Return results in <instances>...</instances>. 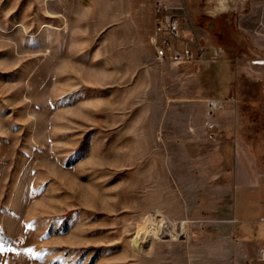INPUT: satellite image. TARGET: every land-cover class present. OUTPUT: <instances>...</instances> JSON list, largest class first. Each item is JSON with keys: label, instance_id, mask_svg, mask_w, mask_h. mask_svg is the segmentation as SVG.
<instances>
[{"label": "rangeland", "instance_id": "obj_1", "mask_svg": "<svg viewBox=\"0 0 264 264\" xmlns=\"http://www.w3.org/2000/svg\"><path fill=\"white\" fill-rule=\"evenodd\" d=\"M172 3L195 61L156 59L142 0H0V264H239L179 191L162 124L176 92L215 87V49L226 67L240 42L238 163L264 184V0ZM157 212L173 233L140 245Z\"/></svg>", "mask_w": 264, "mask_h": 264}, {"label": "crops", "instance_id": "obj_2", "mask_svg": "<svg viewBox=\"0 0 264 264\" xmlns=\"http://www.w3.org/2000/svg\"><path fill=\"white\" fill-rule=\"evenodd\" d=\"M142 4L153 13V34L157 18L155 0H142ZM225 8L222 12L217 10L215 16L226 13L229 8ZM223 46L217 47V51L215 49L216 54L219 50L225 53ZM233 47L235 55L227 58L231 61L229 66L225 67L220 62L224 57L218 55L215 64L206 67L216 70L215 87L201 92H176L175 96L180 98L179 105H170L162 125L164 129H169L166 137H177L176 145L183 155L182 162L177 157L173 158L176 167L171 170V175L180 192L198 195L200 224L217 226L212 238L222 242L221 251L217 249V254L232 257L239 264H264L261 258L264 248V184L245 180L247 174L239 167V104L228 102L218 113L222 121L218 140H210L206 130V99L234 98L243 90L239 60L244 58V47L240 42ZM210 49L212 51L213 48ZM201 50L204 51L203 48ZM229 67H233L230 77L223 78V72ZM222 80L227 87L225 92H219ZM205 81L208 79L205 78Z\"/></svg>", "mask_w": 264, "mask_h": 264}, {"label": "built area", "instance_id": "obj_3", "mask_svg": "<svg viewBox=\"0 0 264 264\" xmlns=\"http://www.w3.org/2000/svg\"><path fill=\"white\" fill-rule=\"evenodd\" d=\"M177 11L178 6L174 5L172 0H155L154 12L157 24L151 42L157 60L169 59L177 64L189 63L197 60L202 50L197 48L192 41L184 39L183 25ZM181 42L183 47L180 45ZM218 55L223 56L222 50H219ZM231 101L236 102L237 100L235 98L206 100V130L209 139H219L222 121L218 113ZM261 258L264 259V248Z\"/></svg>", "mask_w": 264, "mask_h": 264}, {"label": "bare ground", "instance_id": "obj_4", "mask_svg": "<svg viewBox=\"0 0 264 264\" xmlns=\"http://www.w3.org/2000/svg\"><path fill=\"white\" fill-rule=\"evenodd\" d=\"M152 222L155 223L156 226L157 224H163V229H158V227H155L154 231L144 229L143 231L139 232L136 235L135 239L140 240L138 242L140 243V245L150 243L152 239L162 238L166 234H171V232L173 233V231L169 230L171 229V225L173 224L172 220H168L167 218H165V216L161 212L154 213L150 217L146 218L147 225L148 223L149 225L153 224ZM181 229L184 231L186 230V227L183 225Z\"/></svg>", "mask_w": 264, "mask_h": 264}]
</instances>
